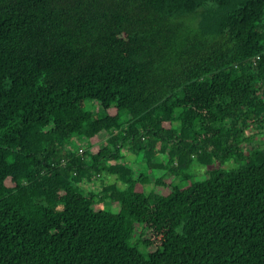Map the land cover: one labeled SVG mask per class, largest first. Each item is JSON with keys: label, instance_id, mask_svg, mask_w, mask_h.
Here are the masks:
<instances>
[{"label": "trees", "instance_id": "16d2710c", "mask_svg": "<svg viewBox=\"0 0 264 264\" xmlns=\"http://www.w3.org/2000/svg\"><path fill=\"white\" fill-rule=\"evenodd\" d=\"M0 264H264V0H0Z\"/></svg>", "mask_w": 264, "mask_h": 264}, {"label": "rangeland", "instance_id": "374dc122", "mask_svg": "<svg viewBox=\"0 0 264 264\" xmlns=\"http://www.w3.org/2000/svg\"><path fill=\"white\" fill-rule=\"evenodd\" d=\"M86 108L90 109L92 111L97 110V107L93 106L92 103L90 102H86ZM129 116L127 113H123L122 114V120L128 119ZM178 122H173V125L177 126ZM252 132V129H247L246 134H250ZM85 137H72L69 139V145L73 146L74 148H77V146H79V144H81L82 140H85ZM258 140L261 139V136H258L257 138ZM86 141V140H85ZM247 147V146H246ZM124 150H121L122 153L124 154V156L126 157V163L128 165H130L136 172L140 173V172H144L147 174L149 182L145 183L144 185L140 186L139 189H143L144 191H154L156 193L159 194H168L169 193V187H165V186H155L153 183V179L155 177H158L160 175H162L163 170L162 169H148L147 165H146V161L143 159V153L142 152H138L136 154H130L127 151V148L124 147ZM248 149V147L246 148ZM160 159V155H156V157L153 158V161H159ZM233 169L236 170L239 168V164L234 162L233 160L231 161H226L224 163H221L219 161H213L210 165H201L198 162H194L192 164V166L189 168L188 172H192L194 174V176L191 178L192 181H202L204 179H206L208 177V174L211 171H214L216 169ZM115 180L114 176H109V175H103L101 176L99 179L95 178L92 180V182H87L85 183V187L87 189H90L92 191H97L98 189H100L104 184H109L112 183ZM171 185H178V186H185L189 184V180H186L182 177V175L177 176L175 178H173L171 180ZM106 209H109L112 212H119L120 210V204L118 201H107L106 200ZM150 232L149 230H147L145 232L146 236H149ZM153 248V247H152Z\"/></svg>", "mask_w": 264, "mask_h": 264}, {"label": "built area", "instance_id": "2783aa9c", "mask_svg": "<svg viewBox=\"0 0 264 264\" xmlns=\"http://www.w3.org/2000/svg\"><path fill=\"white\" fill-rule=\"evenodd\" d=\"M85 142V141H84ZM84 150V146L83 145H81L80 147H79V149H78V152H82ZM62 163L64 164V161H62Z\"/></svg>", "mask_w": 264, "mask_h": 264}]
</instances>
